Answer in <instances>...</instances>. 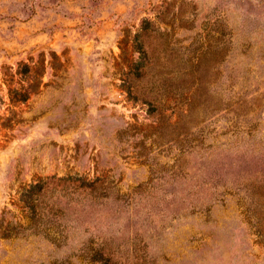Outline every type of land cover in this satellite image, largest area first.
I'll list each match as a JSON object with an SVG mask.
<instances>
[{
  "label": "rangeland",
  "instance_id": "obj_1",
  "mask_svg": "<svg viewBox=\"0 0 264 264\" xmlns=\"http://www.w3.org/2000/svg\"><path fill=\"white\" fill-rule=\"evenodd\" d=\"M0 264H264V0H0Z\"/></svg>",
  "mask_w": 264,
  "mask_h": 264
},
{
  "label": "trees",
  "instance_id": "obj_2",
  "mask_svg": "<svg viewBox=\"0 0 264 264\" xmlns=\"http://www.w3.org/2000/svg\"><path fill=\"white\" fill-rule=\"evenodd\" d=\"M51 180L52 179L47 180V181H39L35 183L34 185H31L28 190L24 191V196L28 199L31 198L32 200L28 208L32 210V213L34 214L33 216L36 215L35 210H34L36 205H33V197L38 195L39 193H46L50 191L51 187L57 186V185H54L56 183H61L63 186H65L66 183H69V184L71 183L72 185H74L75 188L82 190V191H93L96 189L103 188L102 185L99 183L100 181L99 179H95L92 182H87L83 178H79V177L74 178V179L59 178L56 180V182L54 181V183L51 182ZM34 204H35V201H34ZM32 221H33V217H32ZM48 234L50 233H47V236ZM58 239L54 237H50L49 240L51 241L52 244L58 246L60 242V240Z\"/></svg>",
  "mask_w": 264,
  "mask_h": 264
}]
</instances>
